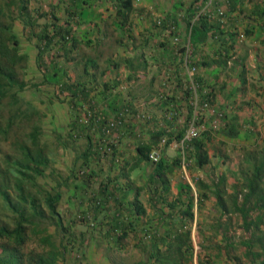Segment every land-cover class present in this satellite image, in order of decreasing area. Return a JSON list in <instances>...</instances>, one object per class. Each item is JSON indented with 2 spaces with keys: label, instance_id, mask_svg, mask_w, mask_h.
<instances>
[{
  "label": "crops",
  "instance_id": "0c3cea01",
  "mask_svg": "<svg viewBox=\"0 0 264 264\" xmlns=\"http://www.w3.org/2000/svg\"><path fill=\"white\" fill-rule=\"evenodd\" d=\"M90 2L92 5L82 8L80 4L70 7L78 13L80 24L74 28L81 44L72 52L68 67L75 70L79 59L95 63L78 79L97 88L93 103L108 118L116 119L126 100L137 116L144 117L124 122L114 132L120 167H111L109 159L100 164L103 172L94 166L100 177L92 180L93 195L101 196L105 205L92 211L96 229L87 235L86 263L156 264L151 255L168 253L161 252L166 248L164 241L189 225L192 233L202 238L199 260L204 262L207 254L220 252L218 246L225 237L220 223L235 224L238 220L237 214L221 210L215 192L224 191L225 198L233 194L241 187L248 153H264V0H208L200 10L197 7L198 11L189 8L191 0H134L130 35L119 25L113 0ZM41 5L45 11L49 9L47 0ZM191 10H195L192 23L207 15L212 27L205 43L192 44L194 53L189 59L182 47L190 38L186 21ZM65 11L59 12L63 20L69 18ZM161 18L178 30L179 43L173 42L167 30L156 27L154 21L158 24ZM18 29H24L19 20L15 22ZM214 32L227 38L228 46L234 43V48L220 46L222 41ZM82 46L96 50V54L80 56ZM103 48L116 49L113 56L102 59ZM222 52L230 55L227 63L221 62ZM195 67L197 71L192 73L190 68ZM242 71L245 84L241 82ZM193 85H198L197 94L208 104L207 109L191 105L188 92ZM169 107L177 110L172 119L166 117ZM194 120L200 132L198 142L209 155L203 166L197 164L192 150L187 160L183 159L174 143ZM233 125L236 137L226 133ZM160 131H166L171 141L162 158L164 181L155 172L156 165L138 151L140 146L156 147ZM222 177L226 178L224 184L220 183ZM189 202L193 206L191 219L176 214L187 209ZM214 238L217 244H208Z\"/></svg>",
  "mask_w": 264,
  "mask_h": 264
},
{
  "label": "trees",
  "instance_id": "16d2710c",
  "mask_svg": "<svg viewBox=\"0 0 264 264\" xmlns=\"http://www.w3.org/2000/svg\"><path fill=\"white\" fill-rule=\"evenodd\" d=\"M102 1V0H100ZM208 0H191L192 8H199L206 4ZM43 0H0V100L7 97L11 89L17 87L19 90H24L27 86L26 82L21 81L18 78V73L16 71L17 66L20 63L27 61L28 55L21 54L19 50L20 36L15 30V22L21 21L24 25V30L29 32L26 34L31 39H36V48L38 53L36 59L39 61V67L45 70V74L48 77L50 74L52 76L59 75V85L60 93L65 96L67 103L70 107L72 114V123L68 129V136L73 141V143L86 146H82L79 150L77 158L75 160V166L81 161L79 171L76 168H72L71 174L64 178L63 183L67 185H74V194L69 196L68 200H73L79 198L82 200L80 203H87L92 199L89 208L90 212L87 214L80 215L76 219H64L61 213L58 211L59 204L63 197V191L61 188H57L56 192H49L38 188L36 193L31 191L27 185H33L38 187L36 177L45 176L46 169L51 165L52 159L49 153L45 152L47 145L41 146V136L43 130L41 126L35 124L29 133V139L32 146L28 144L19 145L21 150L20 159L16 163H10L12 168H5L1 170L0 175V212L2 209L9 210L13 214L12 225H2L0 226V239L5 241L2 245V249L7 251L0 252V264H58L60 260H64L67 255L71 252L76 251V256L74 257V264H87V254L84 251L85 238L79 247L76 246L75 240L77 239V234L75 227L79 223L84 226L90 227V222H92V230H95L96 218H93L92 211L97 209L100 211L104 209V201L101 196L96 195L90 196V201L88 200L87 193H89V187L94 178L100 177L99 172L96 171V167H100L98 170L103 172L100 164L103 160H110L111 167L118 168L121 165L122 159L118 157V146L114 144H106L104 142L107 137L103 132V128L106 125L108 116L106 113L96 107L93 103L94 97L97 98V92L94 86L88 87L86 82L79 79H72L68 74L66 69H59V65L54 62L56 56H52L50 61L53 63L46 65V59L49 57L52 51H56L58 57H61L59 53L62 51L65 53V57L72 60L71 54L77 48L78 44H81L80 39L76 35L74 26L79 23L78 13L70 7L73 5H81V8L87 5H92L90 0H47L49 9L44 10L41 3ZM199 2L202 4L198 5ZM31 4H34L35 8L30 10ZM113 5L117 11V19L119 20V25L127 31L128 35L132 34V24L129 21L132 12L134 11V0H113ZM66 9L65 13L68 14L69 18L64 19L59 17V12ZM197 10V11H198ZM192 12V10H191ZM190 12V13H191ZM195 10L191 13L189 19L186 21L187 27L190 30V40L192 44L205 43L211 32V24L208 16H200V18L194 23L191 22V18ZM43 24L39 23L40 19H44ZM161 23L157 24L156 27L164 28L168 31V34L173 37V42L175 36L178 35V30L171 26V24L166 23L164 18L159 20ZM35 35V36H34ZM222 45L233 49V44L228 46L227 38L224 40L221 33L214 32ZM180 37V36H179ZM230 39V38H229ZM231 41V39H230ZM92 41H89L90 44ZM177 43V42H174ZM223 47V46H222ZM221 62L227 63L229 59V54L221 53ZM95 63L93 61L85 63L84 70L88 71L89 67H94ZM196 68V67H195ZM59 70V74L57 71ZM197 71V68H196ZM196 73V72H195ZM241 82L245 84L246 79L244 76V71L241 72ZM201 83L198 85L200 86ZM108 88V85H106ZM93 93L96 95L93 96ZM191 98L194 96L192 91ZM14 105L17 106V112L13 116H20L28 121H32L33 117H41V113L36 110L31 103H26L27 109L24 110L21 100L17 97V94H12ZM168 104L171 103V97H165ZM163 99V98H162ZM81 103V104H80ZM87 104V107L82 104ZM201 104H203L201 102ZM175 105V104H174ZM129 106L132 109L129 101L123 107ZM175 107V106H173ZM122 110V111H123ZM118 115V119L121 114ZM132 112H134L132 110ZM16 117L9 123V127L5 130L6 134L9 133V129L14 124ZM125 123H128L129 121ZM123 122V124H124ZM226 133L230 136L236 137L238 135L237 129L233 126H229ZM164 136H169L166 131H160L159 138ZM58 140L62 143L65 150L68 149L70 142L69 139L64 140L63 136L59 135ZM160 141V140H159ZM152 147L150 146H140L138 151L143 155L146 160H149V153ZM191 155H196L197 164L203 166L209 162V155L206 150L203 149L201 143L198 142V138L191 143ZM150 161V160H149ZM247 166L242 169V182L241 187L236 188L235 192L225 198V192L219 190L215 192L218 205L224 213L238 215V219H241V227L246 231H251V237L249 239L241 241V245L247 248V256L251 257L252 261L257 264H264V153L253 151L249 152L247 159L245 160ZM156 165L155 172L159 174V177L164 181L163 175L165 174V162L162 159ZM102 169V170H101ZM71 181V182H69ZM226 178L222 177L220 183L224 184ZM60 182L58 187H60ZM88 189V190H87ZM83 193H86L84 195ZM39 194L44 195V203L49 213V218L46 215V211L43 208L42 202H40ZM87 198V201H86ZM84 200V201H83ZM174 204V203H173ZM174 208V207H173ZM192 202L188 203V208L183 210L179 209L176 214H184L190 219L193 217L192 213ZM175 210V209H174ZM97 214V213H96ZM44 217L53 222L58 229H62L61 243L64 239H71L67 244L57 245L53 243V236L47 234L42 237V242L47 244L51 249L47 253L38 255H25L22 250L28 242L27 230L32 229L35 232L42 233L47 231L45 229L39 230L40 225L33 221V218ZM75 219V220H74ZM185 224V223H183ZM180 225V224H179ZM28 226H30L28 228ZM233 221H228L226 223H220L219 229L224 233L225 237L223 239L221 246L219 247V254L217 258L226 256L229 261H232V254L236 250V244L232 242L230 232L233 228ZM183 228V226H182ZM180 229L181 232L169 236L166 241H164V246L168 249V253L173 256L171 258L164 259V255H151V259H155V262L159 260H164L163 264H189L193 262L194 259V246L192 241V228L184 227ZM175 230V229H174ZM78 232V231H77ZM48 233V231H47ZM84 232L80 233V237H85ZM76 238V239H75ZM77 241V240H76ZM12 248H6L9 244ZM89 244L86 245V247ZM86 249V248H85ZM160 252V251H158ZM73 254V253H72ZM159 254V253H158ZM212 256V255H211ZM162 258V259H161ZM207 260L204 262L200 261V264H211L213 259L210 258V254H207ZM228 261V262H229ZM85 262V263H84Z\"/></svg>",
  "mask_w": 264,
  "mask_h": 264
},
{
  "label": "rangeland",
  "instance_id": "374dc122",
  "mask_svg": "<svg viewBox=\"0 0 264 264\" xmlns=\"http://www.w3.org/2000/svg\"><path fill=\"white\" fill-rule=\"evenodd\" d=\"M202 4L198 5L202 6ZM45 21V18L41 19V24H43ZM16 32L21 38V42L19 45L20 53L28 55L27 61L20 63V65L17 66L16 71L18 73V78L21 81L26 82L27 86L22 91L19 90L17 87L11 89L8 96L0 100V175L2 172L1 170L4 171L5 168H12L9 164L16 163L20 159V155L22 154L21 150L18 147L19 145L28 144L32 146L31 141L29 139V133L31 132L33 126L37 124L41 126L43 130V134L41 136V146L44 147V145H47L45 152L49 153L52 162L51 165L46 169L45 176H38L34 180L37 182L38 187L29 184L27 185V188L29 187L34 193H36V190L38 188L53 193L56 192L57 188H61V190L63 191V197L59 204L58 211L61 213L64 219H76L80 215H88V212L91 213L89 208L94 207V205L90 206L92 202V199L90 201V196H92L93 190H95V186H93V183L90 184L88 191L89 193H87L88 196H85L88 197V200L90 201L89 204L88 202L86 204H81L80 202L82 200H80L79 198L73 199L71 201L68 200L69 196H73L75 187L74 185L66 186L63 183L64 178L71 174L72 168L75 167L76 171H79L81 161H79L78 164L75 166V160L77 158L79 150L82 149V146L86 145L85 143L83 145L73 143V141H71L68 136L67 131L70 127V124L72 123V114L65 96L60 93V77L59 75L52 76L51 74L47 77L45 74V70L39 67V61L35 57L38 53V49L36 48L35 44L36 39H31L26 35H29L30 31L27 30L26 32L24 29H18L16 30ZM103 49V53H100V58L102 59L104 57L113 56V49L116 48H112L111 50H108L109 48ZM99 51L101 52V49H99ZM78 52H80V56L82 55L84 56V58L93 57L94 54H96V50L94 52L93 49L87 48L85 46L80 47L78 49ZM54 54L56 56L54 62L59 65V69H66L72 79H78L79 76L84 74L85 61L79 59V61L81 62L78 64L75 70L71 71L69 69L70 67H68L70 60L65 57V53L63 51L59 53L61 57H58L56 51L53 50L52 53H50L49 57L46 59V65H50L51 67L53 63L50 61V58L54 56ZM57 72L59 73V70ZM91 82H93V80H91ZM12 94H17V97L19 98V100H21V103L23 104L24 110L27 109L26 103H31V105L41 113V117H33L32 121H28L23 117L21 118L20 116H13V114L17 112V106L14 105ZM13 117H16L15 122L10 127L9 133L6 134L5 130L10 126L9 123L13 119ZM59 135L63 136L64 140H70V142H68L67 140L69 145L67 150H65L63 146L60 145L62 143L58 140ZM59 182L60 184H62L60 185V187H58ZM83 194L86 195V193ZM39 198L40 202H42L43 204V208L46 211L45 213L48 217L49 213L47 212L43 200L44 195L39 194ZM33 221L40 225L39 230L45 229L48 231V233L47 231L38 233L33 231L32 229L27 230L28 242L22 250V252L26 256L44 254L50 251L51 248L47 244H44L42 242V237L46 236L47 234H51L53 236V243H56L60 246L62 243L67 244L68 241L71 240L69 238L64 239V241H62L61 243V236L63 234L62 229H58L51 220L44 217H36L33 218ZM92 222L93 221L90 222V227L84 226L83 224L81 225L79 223V225L75 227L77 234V239H75L77 241L71 240L72 242H75L77 247H79L80 244H83L82 241L85 238L86 243H84L83 254L88 248V246L86 247V245L88 244L87 235L89 234V232H91L93 228L91 226ZM241 222L242 220L238 219L237 222L234 224L233 228H231L230 232L232 242L237 245L236 250L232 254V261L226 259V256L217 258L219 253H210V258L213 259V262H211V264H229V262H231V264H257L252 261L250 256H247V248L241 245V241L249 239L251 237V231L246 232L241 227ZM12 223L13 214L9 210L2 209V211L0 212V226L6 224L10 226L12 225ZM29 227L30 226H28V228ZM82 232H84L86 236L83 237L82 235L81 238L80 233ZM192 241L194 246V259L193 262L189 264H197L199 261L200 254L202 253V248L200 246L202 238L201 236H198V234L192 233ZM214 242L217 244V238L211 239L208 244ZM4 243L5 241L0 239V252H2L1 250L5 252L7 251L6 249L1 248ZM6 248H12V245L9 244ZM167 250L168 249L165 248V250H161V252L163 253ZM75 256L76 251L74 250V252H71L69 255H67L64 260H60L58 264H74ZM171 256L173 255H170L169 253L164 254V259H166V262L167 258H171ZM163 261L164 260H159L155 263L163 264Z\"/></svg>",
  "mask_w": 264,
  "mask_h": 264
},
{
  "label": "built area",
  "instance_id": "2783aa9c",
  "mask_svg": "<svg viewBox=\"0 0 264 264\" xmlns=\"http://www.w3.org/2000/svg\"><path fill=\"white\" fill-rule=\"evenodd\" d=\"M143 1L144 0H136L137 3H141ZM198 18L199 16L197 17V19ZM160 23L161 22L158 21V24ZM174 42H177V43L180 42L179 36H175ZM182 48L184 50V53L186 54V57L191 59L194 53V46L192 45L190 38L188 39V41L183 42ZM190 71L192 73H195L196 68H190ZM192 88H193L192 93L194 96L191 98V105L195 109H207L208 104L206 103L201 104V101L197 94L196 88H198V85L196 86L193 85ZM169 108L170 109L167 111L166 117L168 119H172L177 114V110L174 111L171 109V107ZM143 117L144 116L142 115L137 116V114L132 112V109L129 106L125 107L124 110L122 111L121 116L118 119H107L106 125L103 128V132L105 133V136L107 137V139H105L104 142L106 144H114V136H113L114 132L117 130L118 126L123 124L124 120H126V122L127 121L132 122L134 119H137V118L142 119ZM199 136H200V132L196 126V120H194L190 123L182 139L174 141V143H176V146L180 149L183 159L187 160L188 152L191 150V143H193L195 139L199 138ZM170 143L171 141L169 140V138L167 136H164L160 139L158 145L151 149V152L149 153V160L152 164L154 165L158 164L162 160L165 148Z\"/></svg>",
  "mask_w": 264,
  "mask_h": 264
}]
</instances>
